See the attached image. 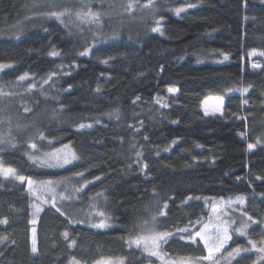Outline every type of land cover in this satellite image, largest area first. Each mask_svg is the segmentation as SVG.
I'll use <instances>...</instances> for the list:
<instances>
[{
  "label": "trees",
  "instance_id": "16d2710c",
  "mask_svg": "<svg viewBox=\"0 0 264 264\" xmlns=\"http://www.w3.org/2000/svg\"><path fill=\"white\" fill-rule=\"evenodd\" d=\"M89 10L98 22L77 15ZM252 52L264 53V0H0V63L11 65L0 70V162L30 176L34 188L56 185L54 193L35 191L43 211L33 254L37 195L26 181L0 175V220H8L0 224V264H70L73 257L144 264L154 257L127 241L148 228L176 234L161 245L166 256L202 257L203 246L180 240L188 234L178 229L198 231L212 217V200L241 195L223 252L264 240V59ZM212 95L225 99L221 115L200 108ZM65 145L76 159L42 165ZM97 212L110 217L109 227H92L102 219ZM243 212L260 221L249 222L246 235L235 231ZM71 239L77 243L69 247ZM258 255L241 253L231 264H257Z\"/></svg>",
  "mask_w": 264,
  "mask_h": 264
},
{
  "label": "snow or ice",
  "instance_id": "6c2138e0",
  "mask_svg": "<svg viewBox=\"0 0 264 264\" xmlns=\"http://www.w3.org/2000/svg\"><path fill=\"white\" fill-rule=\"evenodd\" d=\"M151 3H152V0H149V5H151ZM131 7L132 5L130 4L129 8ZM189 7H193V5H189ZM180 11H183V9L177 10L178 13ZM49 15L54 16L57 19H60L61 16L64 15V13L51 12ZM77 15L82 21H85V22H98L99 20V13H94V12H91L90 10L88 12L78 13ZM157 24H159V21H157ZM159 31H160L159 27L152 28V32H159ZM90 50L91 49H86L84 52H81L80 55H87ZM52 55L55 56V55H58V53L54 51ZM253 55H255V53H253ZM260 55H264V53H261ZM224 58L227 59V56H225ZM105 63H107V61H105ZM253 66L258 67V65H255V64ZM9 67H11L10 64L0 63V70L9 68ZM52 75H55V73H52ZM26 78H27V74H24L19 77V80H25ZM44 82L47 83V80H45ZM30 87H35V85H31ZM247 90H248L247 88H244V89H241L240 91L243 93V92H247ZM176 91L177 90L174 88L168 89V92L172 94H175ZM137 99H139V97H137ZM217 99H218V104L212 114H215L216 111H220L223 105V99L222 98H217ZM244 103H247V101H244ZM162 106L167 107L166 104ZM28 110L29 109L25 108V111H28ZM205 115H209L207 108H205ZM85 127H92V124H84V123L79 124L80 129H83ZM246 135L247 133H242L241 138L244 139ZM40 139L41 140L44 139L43 134H41ZM3 143H4V140L0 139V144H3ZM9 143L11 142L9 141ZM260 143L261 141L259 139H257L255 143H248L247 149L249 151H252ZM12 147H15V145L13 144ZM30 147L35 149L36 144L32 143L30 144ZM64 147L66 148L67 145H65ZM2 151H3V148H0V152ZM45 156H46V159L42 161L41 163L42 165L47 166V167H56V166L63 167L64 165L70 164L72 160L76 159L74 154L73 155L65 154L61 156L59 154V150H57V152H54V153L45 154ZM137 156H139V153H137ZM49 160H55L56 163L55 164L49 163L48 162ZM143 167L146 169L148 166L147 164H144ZM0 175H3L4 177L12 176L16 180L20 181L21 183H24L26 181L28 185V190L30 192H35L37 189L41 191L47 190L53 193L55 191V186H56L55 182L53 181L43 182L37 185L36 188H34L33 187L34 182L30 176L17 175L15 169L11 167H7V168L4 167L2 162H0ZM79 175L82 177L83 173H80ZM96 179H99V177H97ZM84 187H87V184H85ZM77 191H79V189H77ZM37 198L39 199V197ZM63 198L64 197H61V199ZM188 199H192V197H188ZM234 202L243 204L245 202V197L243 195L238 196L236 197V200ZM51 206L55 209L56 212L60 213L61 216L65 215V213L61 210V208L57 206L55 202V197H53L52 199ZM167 207L168 205L167 203H165L163 208L166 209ZM33 210H34L33 215L39 214L41 211H43V209L39 207L38 205H33ZM96 215L102 217V219L98 223L93 224L92 227H95L97 229H104L106 227H109V224L107 223V221L110 219V217L106 216L104 212H97ZM158 215L165 216L166 213L164 212L163 209H161ZM242 215L246 217V221L242 222L240 227L235 229V231L238 232L240 235H246L247 229L250 226L249 222H251L252 224H256V223H260V221L254 220L253 217L251 215H248L247 212H243ZM156 220H157V216L153 215L151 217V224L153 226L155 225ZM7 223H8L7 218L0 220V224H7ZM30 223L34 225L36 223V220L33 219L30 221ZM69 223H71V220H69ZM233 223H235V221H233ZM145 227L148 228V222H145ZM214 227H216V233L214 235L209 232L208 224H205L203 228H201L198 231H195L194 233L190 231V228L178 229L179 233L188 234L187 236L179 235L180 240H187L191 244H197V238H199V240L203 243L204 248L207 250V253H208L206 256L197 257V258H189L187 260H181L179 264H205V262H208V264H220V260H224L226 264H231V261L233 259H235L238 256H241V253H246L251 250H255V252L259 254L257 257V264H260L261 261H264V240H261L259 243L249 240L248 243L251 245L250 249L236 247V248H233L231 251L227 252L226 256L221 255L219 259H216V254L222 253V250L225 249V245L227 244L229 240L232 239V236L229 232V228L231 227V225L223 226V227H221L220 225H214ZM31 231H32L31 252L33 254H36L38 252V247H37L35 227H33ZM148 232L149 234L147 236L138 235L133 239H129L127 241L129 247H132L133 245L137 247H141V245H143V250L145 252H148L150 256H159L160 254L159 250H160L161 243H167L170 239L176 238V234L172 232H167V231L155 232L152 228H148ZM63 236L67 240L69 237V233L64 232ZM76 243L77 241L75 239H71L69 240L68 246L72 247ZM70 264H80V262L77 261L75 257H73L72 260L70 261ZM97 264H123V262L122 261L113 262L111 260H106V261H98Z\"/></svg>",
  "mask_w": 264,
  "mask_h": 264
},
{
  "label": "rangeland",
  "instance_id": "374dc122",
  "mask_svg": "<svg viewBox=\"0 0 264 264\" xmlns=\"http://www.w3.org/2000/svg\"><path fill=\"white\" fill-rule=\"evenodd\" d=\"M253 53H255V55H253ZM260 54H261V52H252L251 55H250V57H251V59H260V58L261 59H264V55H260ZM254 64L255 65H259L258 63H252L251 64L252 67H254L253 66ZM168 94L171 95V96L176 97L178 95V91H176L175 94H172V93H169V92H168ZM217 98H222L223 99V105H222L220 111H216L215 114H212L213 111H214V109L217 107V104H218V99ZM224 104H225V99L222 96H213L212 95V96L205 97L201 101L200 108H201V110H202V112H203L204 115H205V108H207V110L209 112V115H206V116L221 115L222 112H223ZM57 150H59V154L61 156L65 155V154L72 155L71 150L68 147L65 148L64 146L63 147H60V148H57V149H54L50 153L57 152ZM47 154H49V153H47ZM45 159H46V156L43 157L42 161H44ZM48 162L49 163H53V164L56 163L55 160H49ZM37 193L39 194V192H37ZM33 194L34 195H37L36 192H34ZM37 197H39V196L37 195V196H35L33 198V202H32V215H33V211H34L33 210V205H38L39 207L43 208V201H42L41 197H39V199ZM235 200H236V198L229 199V200H224V199H214V200H212L210 202V207H209V212L211 213L212 217L209 218L206 222H204L201 225V227L199 228V230L201 228H203L205 224H208L209 225V232L214 235L216 233V227H214V225H220L221 227L231 225V227L229 228V232H230V230L232 229V224H233L232 221H231L232 220V217H230V218L228 217V215L231 216L230 210H237L238 212H240L239 210H241V206H243V204L235 203L234 202ZM39 214L33 215V219L36 220V223L34 225L31 224V228H30V239H31V236H32V231H31L32 228L35 227V229H36V224H37V220H38V215ZM238 219L240 221V224L237 222L236 229L239 228L240 225H241V223L245 221L243 218L240 217V215H238ZM234 221H235V219H234ZM148 234H149L148 231H146V232L144 231V233L141 234V235L147 236ZM197 242H199L203 246V248H204V245L199 240V238H197ZM162 244L163 243H161V245ZM161 245H160V250H159L160 251L159 256H153L154 259H155L154 261L146 262L144 264H179V262L181 260H175V259H172V258L166 256V254L163 253V251H161ZM228 245H229V241L225 245V249L224 250H226L229 247ZM141 246L143 247V245H141ZM224 250H222V253L216 254V259H219V257L221 255H224V256L227 255V253L223 252ZM147 254L149 255L148 252H147ZM205 254L206 255L208 254L206 249H205ZM106 260H109V259H103V260H100V261H106ZM185 260H187V259H185ZM111 261L115 262L114 260H111ZM97 262H94V263H91V264H97ZM205 264H208V262H205ZM220 264H226V262L224 260H220Z\"/></svg>",
  "mask_w": 264,
  "mask_h": 264
}]
</instances>
